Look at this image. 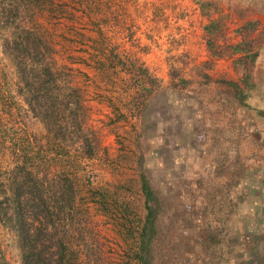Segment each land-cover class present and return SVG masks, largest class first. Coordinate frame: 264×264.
<instances>
[{
  "label": "rangeland",
  "instance_id": "374dc122",
  "mask_svg": "<svg viewBox=\"0 0 264 264\" xmlns=\"http://www.w3.org/2000/svg\"><path fill=\"white\" fill-rule=\"evenodd\" d=\"M184 1L40 0L36 6L25 4L24 0H0V128L14 135L22 128L20 110L27 109L21 95L27 88L20 80L18 67L10 60L12 54L18 63L24 61L29 65L27 70L35 79V91L29 99L34 101L35 98L45 105L37 112L41 110L44 113L45 110L53 116L51 134L52 130L59 131L61 142L57 143L71 154L70 158L76 159V162L70 160L77 167L75 174L73 169L68 172L75 178L74 184L79 187V196L85 204L82 208L84 214L73 216L75 220L72 221L73 245L80 250L79 264H93V261L97 264H116L120 260L122 241L115 232L113 219L98 212L89 196L96 190H110L113 186H127L131 192H136L138 156L142 155L146 160L156 158V149L163 146L168 137L164 131L167 128H163L165 126L157 118L158 113L151 112L150 108L159 109V99L163 94L173 95L172 90L176 91L174 84L178 83L179 77L191 81L187 87L178 88L181 96L191 97L188 100L183 98L181 102L172 98L173 112L180 113V108L185 112L192 108V103L195 119H188L185 115L180 123L182 128L178 129L185 128L193 134L203 130L204 134V149L201 152L189 151L188 160L182 159L181 154L185 153L182 150L181 154L176 153L179 162L188 161L184 173L179 176L187 177L193 189H200L192 205L199 208L197 211L204 212L200 224L203 228L209 227L218 240L216 242H219L212 243L210 255L204 263L231 264L235 254L246 255L251 248L247 237H240L238 245H227L231 225L226 213L232 210L229 202L237 200L236 192L245 194L248 187L252 188L249 183L258 181L261 191H264V178L259 171L264 167L261 162L262 157L264 159V117L256 112L264 111V86H260L263 80L256 79L257 74L254 76L260 88L247 99L255 111L237 108L228 89L217 85L214 80L233 78L237 81L243 70L234 61L233 76L224 77L211 72L212 63L210 69L201 63L198 66L193 64L191 54L195 48L200 50L203 46L199 35L201 28L194 27V21L188 16H180L176 6L183 7ZM209 1H214V5L208 7L206 25L209 20L220 21L218 43L232 45L225 40L235 24L229 19V13H224L226 0ZM231 5H236L234 0ZM186 19V22L182 21ZM244 25L238 30H242ZM189 28L195 31L188 33ZM26 30L32 31L38 39H27ZM254 31L255 28L245 33L244 37L263 42L264 36L251 37ZM228 54L224 57H233ZM214 60L210 57V61ZM110 61L116 67L111 66ZM150 64L158 65L153 69ZM47 68L52 72L51 79H55L53 84L44 73ZM140 68L155 80L152 94L147 99L151 104L145 121L141 119L142 109H135L132 104L145 87V76L139 72ZM56 69L61 71V76L57 78ZM174 74L172 83L170 79ZM204 75L213 81L203 84ZM22 85L25 89L23 87L19 93ZM222 95L224 100L219 99ZM50 96L57 99L53 105L50 104ZM81 110L86 114L88 136L99 143L92 159L84 160L75 154L77 143L73 144L76 142L73 130H76V125L69 117L72 112L80 113ZM152 122L155 124L151 125ZM28 124L26 137L16 138L22 139L21 146L28 144L29 149H38L47 131L40 120H29ZM148 129L154 132L146 136L144 132ZM174 141L176 139L171 138L170 149L174 147ZM16 155H13L9 142L0 143V180L7 164L16 162L19 157ZM48 159L57 160V157L50 155ZM59 163L62 164V161ZM162 165L160 157L152 160V174L156 175L158 170L163 169ZM215 170L219 173L207 175ZM257 177L263 181L260 182ZM196 180H200L199 186ZM1 186L0 192L8 190ZM162 186L165 188L163 183L158 188ZM253 206L252 202L238 201L234 211L245 218L252 212ZM12 237L10 231L0 226V254L3 253L7 264H20L18 250L11 244ZM44 242L46 252L53 253V246L47 240ZM263 243L259 244V250Z\"/></svg>",
  "mask_w": 264,
  "mask_h": 264
},
{
  "label": "trees",
  "instance_id": "16d2710c",
  "mask_svg": "<svg viewBox=\"0 0 264 264\" xmlns=\"http://www.w3.org/2000/svg\"><path fill=\"white\" fill-rule=\"evenodd\" d=\"M39 1L24 0V3H33L37 6ZM192 2L198 7L202 16L209 17L208 7L214 5V1L192 0ZM220 23L217 20H209L203 28L206 50L210 57L215 59L223 58L229 52L228 56L235 57V64L242 68L243 73L238 81L214 80V83L228 89V94L234 99L237 108L253 111L247 99L253 91L260 88L254 79L258 57V50L254 48H258L262 40L245 39L234 45H220L218 43ZM254 28L253 23L247 22L240 33L244 35L253 31ZM26 31L27 39L31 40L32 37L38 39L32 31ZM10 56L12 64L14 62L20 71L22 84L27 88L25 89L23 85L19 88V93L23 87L25 89L21 95L25 99L27 109H21L22 114L18 111V114H21L20 132L16 131L14 135H9L0 128V143L9 142L13 155L19 156L16 162L11 164L12 166L9 163L7 168H3L4 176L0 180V186L3 185L1 187H6L8 190L0 192V226L13 234L11 244L18 250L20 264H79L80 250L73 245L72 221L75 220L73 216L84 214L82 208L85 204L82 203L79 187L75 186V178L72 176L77 167L70 160L76 162V159L70 158L71 154L66 153L65 148L57 143V141L61 142L59 131L52 130L53 134H51L53 116L45 110H43L44 113L41 110L37 112L45 105L40 104V101L35 98L34 101L29 99L35 91H33L35 79L32 78V72L27 70L29 65L24 61L18 63L12 54ZM211 63V61L205 62L203 66L210 69ZM132 67H135L134 63ZM140 69L139 72L145 76L143 80L145 87L142 88L140 96L134 98L132 104L135 109H142L141 119L145 121L151 104L150 101L147 102V99L152 94L155 80L150 78L144 69ZM54 71H56L55 78L61 76L60 70ZM44 73L49 76V82L53 84L55 79H51V70L47 68ZM175 76L176 74L171 77L170 82H174ZM202 77L205 85L213 81L208 75ZM178 79V83L174 84L176 91L172 90L173 95L163 94L159 99V109L150 108L151 112L158 113L157 118L161 120V125L165 126L163 128H167L164 129L168 133L167 140L163 146H158L156 158L152 159L156 160L160 157L163 169L153 175L152 160H146L139 155L136 162L138 173L136 192H131L127 186H113L110 190L104 188L101 191L96 190L89 196L98 212L113 219L115 232L122 241V255L116 264H205L204 260L210 255L212 243H219L209 231V227L203 228L200 224L203 222L204 212L197 211L199 208L195 204L192 205L200 189H193L187 177L179 176L180 173H184V167L188 164L185 160H188L190 156L189 151L199 153L204 149V134L201 132L203 130L193 134L188 129H178L185 115L188 119H195L192 103L190 106L193 110L188 108L189 113L188 110L182 112V108L180 113L173 112L172 98L181 102V99L188 100L191 97L181 96L179 91L181 87H187L191 81L180 77ZM50 99H52L51 102L49 101L52 105L57 100L52 96ZM43 102L47 103L46 100ZM256 112L264 117L263 110ZM85 118L86 114L83 110L80 113L72 112L69 117L72 120L71 123L76 125V130H73L76 139L73 144L77 143L75 154L84 160L92 159L99 145L94 137L92 141L88 136L90 133L88 128H85ZM34 119L42 122L47 133L38 149H29L28 144L21 146L22 139L16 136L25 138V134H28L26 131L29 128L28 121ZM154 124L152 122L151 125ZM154 129H156L155 126ZM149 132L154 131L148 129L144 135L147 136ZM196 134H198L197 137H195ZM64 138H62L63 141L66 140ZM171 138L176 139L172 149L168 147ZM177 152L182 153L184 161L177 160L179 157ZM47 155L57 157V160L51 161ZM59 161H62V164ZM261 162L264 163L263 157ZM58 166L62 168L59 169ZM71 169L73 172H68ZM259 171L264 178V167ZM213 173L218 174L219 171L215 170L207 175ZM246 173L250 174L249 171ZM241 176L243 177L242 174ZM262 178L257 177L260 182L263 181ZM161 183L165 188L163 186L158 188ZM254 183H249L253 186L248 187L245 194L235 193L237 202L249 201L254 205L252 212L245 218L239 217L234 211L237 202H229L232 210L226 213V219L231 225L227 233L229 240L227 245L240 244V237L244 239L247 237L251 245L246 255L235 254L231 264H264V243L260 250L258 249L259 244L264 242V191H261L258 181L255 180ZM196 184L199 186L200 180H196ZM45 240L53 246V253L46 252ZM39 247L42 248L39 249ZM0 264H7L3 253L0 254ZM93 264L97 263L93 261Z\"/></svg>",
  "mask_w": 264,
  "mask_h": 264
},
{
  "label": "crops",
  "instance_id": "0c3cea01",
  "mask_svg": "<svg viewBox=\"0 0 264 264\" xmlns=\"http://www.w3.org/2000/svg\"><path fill=\"white\" fill-rule=\"evenodd\" d=\"M234 1L236 5H231L233 0H226L225 2L226 4L225 9L228 11L225 10L224 13H229L228 15L231 16L229 19L235 23L234 29L231 28L230 33L226 35L225 40L231 42L232 45L240 43L242 40H245V39L249 40L250 38H245L244 35L240 33V30H238L242 28V26L246 24L247 22L253 23L255 25L254 34L251 36L253 39H255V37H258V36L263 37L264 36V0H234ZM240 1H242L241 4H240ZM192 3H193L192 0H185L183 7L176 6V8H177V11H179L180 16L182 17L188 16L190 20L194 21L193 23L194 27L199 28V29L201 28V31H199L200 34L199 32H196V33L201 35L200 39H202L203 28L206 25V20H205V17L200 14L198 7L195 6L194 3L193 4ZM190 24L192 26L191 22ZM257 50H258V57L256 61V67L254 69L255 70L254 76L256 74L259 75L258 77L256 76L255 77L259 81L263 80V83L261 82L262 83L261 85L264 86V78H263L264 77V41L260 43ZM191 55L193 59V64L197 66L200 63L203 65L205 62L210 61L209 54L206 51V46H205V51H204V48L200 50H196L195 48L194 53ZM202 61L204 62L202 63ZM234 61H235V57H231L230 59H228V57H224L221 59H216L214 61H211L213 64V69L211 72L216 73L217 76L218 75L219 76L225 75L224 77H229V75L233 76L234 69L232 68V65L234 66V64L232 62ZM110 63H111V66L116 67L111 61ZM150 65L151 67H153V69H155V67H157L158 64H150ZM230 80L234 82L236 81V80H233V78H230L227 81H230ZM219 99L224 100L223 95H222V98H219Z\"/></svg>",
  "mask_w": 264,
  "mask_h": 264
},
{
  "label": "built area",
  "instance_id": "2783aa9c",
  "mask_svg": "<svg viewBox=\"0 0 264 264\" xmlns=\"http://www.w3.org/2000/svg\"><path fill=\"white\" fill-rule=\"evenodd\" d=\"M182 21H187V19L186 20H182ZM190 27V26H189ZM193 31H195L194 29H191V28H189L188 30H187V32L188 33H190V32H193ZM192 34V33H191ZM195 36V35H194ZM194 36H191V38H193ZM201 40V42L203 43V46L201 47V49H203L204 48V51H205V42H204V39H203V35H202V39H200Z\"/></svg>",
  "mask_w": 264,
  "mask_h": 264
}]
</instances>
